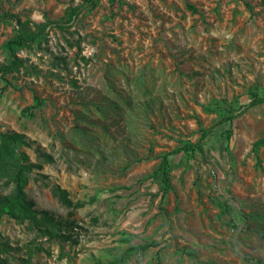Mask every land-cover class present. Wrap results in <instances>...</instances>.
<instances>
[{
	"label": "rangeland",
	"instance_id": "obj_1",
	"mask_svg": "<svg viewBox=\"0 0 264 264\" xmlns=\"http://www.w3.org/2000/svg\"><path fill=\"white\" fill-rule=\"evenodd\" d=\"M80 4L0 0V68L20 61L0 73V132L22 134L31 162L35 146L52 155L25 195L77 225V244H59L3 217L1 240L15 250L1 257L264 264V108H246L264 98V0H99L70 19ZM45 23L29 47L7 48ZM29 107L34 118L21 117ZM227 113L234 121L217 124ZM209 127L202 152L169 158L172 191L161 199L162 157ZM55 185L83 207L68 215Z\"/></svg>",
	"mask_w": 264,
	"mask_h": 264
},
{
	"label": "trees",
	"instance_id": "obj_2",
	"mask_svg": "<svg viewBox=\"0 0 264 264\" xmlns=\"http://www.w3.org/2000/svg\"><path fill=\"white\" fill-rule=\"evenodd\" d=\"M110 3H114L116 0H108ZM99 4V0H81V4L77 7L69 9V18L77 16L81 10L85 8H94ZM194 10L193 7H190ZM5 17H0V19ZM17 24L19 23L16 17L11 16ZM48 23L37 26L38 31L35 33L18 32V34L10 41L6 43L9 50L16 48H26L34 43L39 36L44 32V28ZM57 27H62L61 24H57ZM20 61L14 59L12 63L6 67L0 68V73L11 72L16 70ZM35 106H40L41 101L35 97ZM256 106H262L264 108V98L254 95L248 105L247 109ZM34 107L23 109L20 113L21 117L33 119L35 116ZM236 116L226 115L218 121L220 123L231 124ZM213 127L201 129L200 136L195 143H186L171 152L165 154L162 157V161L157 169L160 174L161 182V199L164 198L169 192L172 191L171 184V163L170 157L178 156L180 154H192L194 152H202V146L205 139L211 134ZM264 145V138L259 140L255 146ZM21 148L32 149V144L28 142L22 134L15 132H0V181L4 189H9L7 194L0 193V219L8 217L18 222L28 221L32 229L40 232L41 235L51 238L57 241L59 244H77V237L74 228L77 225L71 219H58L52 216L48 211H37L34 209V203L28 200L24 189L26 186V178L29 174L35 171L42 170V164H53L54 159L51 154L45 152L39 146L33 147L35 157L39 162H31L28 156L24 152H20ZM51 196L57 201L63 208L68 209V215L72 216L73 211L83 207V203L76 201L73 202L69 199L67 192L55 185L50 188ZM0 236V264H10L6 257L15 249L10 246L9 243L2 241ZM151 247L145 245L141 247V250ZM42 250V249H41ZM22 264H30V258L22 259ZM258 264H262L258 262Z\"/></svg>",
	"mask_w": 264,
	"mask_h": 264
}]
</instances>
